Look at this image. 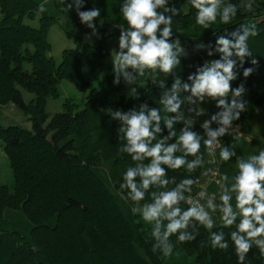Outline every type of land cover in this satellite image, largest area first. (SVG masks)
I'll use <instances>...</instances> for the list:
<instances>
[{"label": "trees", "instance_id": "16d2710c", "mask_svg": "<svg viewBox=\"0 0 264 264\" xmlns=\"http://www.w3.org/2000/svg\"><path fill=\"white\" fill-rule=\"evenodd\" d=\"M54 2L61 16L84 26L75 11L66 8L69 0ZM230 2L240 4V0ZM122 3L123 0H87L82 10L95 6L101 11L96 21L100 38L90 45L75 37V48L64 50L57 64L49 56L48 33L58 18L40 12L35 0H0V110L13 104L32 124L30 130L0 125V145L14 182L13 193L0 182V220L5 210L22 211L32 225L30 239L17 231L0 229V264H177L175 260L181 254L191 259L189 264H238L229 237L234 226L221 229L218 223L212 230L224 231L230 243L226 251L213 250L209 232L200 228L191 242L180 243L173 235V253L163 257L159 251L153 252L151 225L139 213H132L135 205L124 198L129 208L124 214L116 201V195L122 196V173L134 162L120 151L123 141L117 136L118 121L111 120L107 111H127L144 101L152 107H163L159 102L162 90L152 84L149 74L133 85L138 88L139 100L130 96L131 86L123 80L113 84L111 61L118 50L116 26L122 23ZM174 3L180 12L173 18V32L189 53L181 58L175 75L185 80L195 66L218 58L208 57L205 51L194 52L195 43L214 44L213 32L230 31L242 23L256 24L259 34L249 38L248 46L259 66L247 79L241 70L232 86L244 82L253 107L263 106L264 0H253L252 11L238 8L230 24H223L218 17L208 28L196 23V10L190 0ZM37 15L38 27L24 23ZM245 67L252 65L246 61ZM64 80L86 93L85 100L77 103L67 97L62 111L49 115L45 110L47 101L60 97ZM157 80L166 81L168 86L172 83V77L163 73L157 74ZM20 89L33 98L25 102ZM245 115L243 112L235 124L242 122ZM181 126H176L177 133ZM194 130L203 136L199 125ZM201 152L206 156L203 146ZM105 165L108 183L97 173ZM203 167L194 173L169 170L168 178L178 182L190 175L199 180ZM145 202H150V195L141 204ZM244 264H264L255 246Z\"/></svg>", "mask_w": 264, "mask_h": 264}, {"label": "clouds", "instance_id": "9594fccd", "mask_svg": "<svg viewBox=\"0 0 264 264\" xmlns=\"http://www.w3.org/2000/svg\"><path fill=\"white\" fill-rule=\"evenodd\" d=\"M86 3L87 0H69L65 6L75 11L79 23L91 30L85 34L86 39L100 38L96 21L101 11L95 6L82 10ZM190 3L196 10V23L204 28L218 17L223 24H230L238 8L253 10V0H240L239 5L230 0ZM39 10H46L44 4ZM179 12L174 0H123L119 8L122 23L116 26L119 36L118 50L115 49L111 61L113 84L119 85L123 80L131 86L130 96L139 100L140 93L133 85L149 74L152 84L162 90L159 102L163 106L152 107L144 101L127 111H107L111 120L118 121L117 136L123 141L120 151L134 162L122 173L121 195L135 205L132 213H139L151 225L155 241L152 250L163 257L173 253V235L180 243L191 242L200 228L209 232L213 250L226 251L230 243L224 231H212L218 218L221 229L234 226L229 237L238 264H244L253 246L264 258V148L246 156L238 155L240 136L235 121L247 110V89L244 82L232 86L241 70L247 79L259 66L248 46L249 38L259 34L257 26L242 23L230 31L213 32L214 44L195 43L194 52L205 51L208 57L218 58L195 66L185 80L175 75L181 58L189 55L172 28L173 18ZM246 61L252 67H245ZM158 73L171 76V85L158 81ZM205 102H215L218 110L209 113L202 107ZM200 117H207L199 124L203 136L194 130ZM177 125H182L179 133ZM230 135L232 140L223 143L222 138ZM202 146L210 158L208 163H227L235 158V171L230 175L221 174L218 168H206L202 175L216 177L217 191L209 193L201 188L193 194L198 179L189 175L177 182L168 178V172L184 169L194 173L202 168ZM149 195L150 202L141 204Z\"/></svg>", "mask_w": 264, "mask_h": 264}, {"label": "rangeland", "instance_id": "374dc122", "mask_svg": "<svg viewBox=\"0 0 264 264\" xmlns=\"http://www.w3.org/2000/svg\"><path fill=\"white\" fill-rule=\"evenodd\" d=\"M39 5L44 4L45 13L48 16L58 18V21L53 24L48 33V40L51 45V56L54 61L58 64L62 60V53L64 50L75 48L74 38H81L86 43L92 45L96 41V37L91 39H86L85 34L90 33L91 30L81 26L76 25L69 19L61 16L56 8L54 0H35ZM40 15H37L33 21L25 20L24 23L31 27H38V19ZM1 19V14H0ZM61 95L58 99H49L46 104V113L53 115L62 111V105L67 97L74 99L77 103L85 100L86 93H81L77 91L72 84L67 81L61 83ZM247 89V88H246ZM23 99L25 102H29L33 96L23 89H20ZM230 99V98H229ZM244 100L247 101L246 115L242 122L238 123L237 134H242L240 137V143L237 145L236 151L238 155H247L249 153H256L261 148H264V105L258 109H255L252 105L250 99V94L247 89ZM202 107L208 110L209 113H214L218 109L215 108V102H205ZM243 114V113H241ZM207 117L198 118L197 124L199 125ZM0 125L3 127L8 126H19L30 130L32 124L27 116H25L15 105L8 104L1 108L0 110ZM232 140V136H225L222 138V142L228 143ZM207 153L205 156L206 160ZM109 165V164H107ZM221 174L227 172L230 175L235 171V158L227 163H220ZM107 171L108 166H100L97 169L98 175L101 179L107 182ZM0 182L7 187L10 193H13V176L9 166L8 159L4 153L3 146L0 145ZM108 183V182H107ZM218 187V186H217ZM117 193V192H114ZM116 201L121 207L124 214L129 211L128 204L126 200L120 196L116 195ZM32 225L25 218L22 211L5 210L3 218L0 220V229L17 231L26 239H30V230ZM177 264H189L190 258L181 254L178 255L176 260Z\"/></svg>", "mask_w": 264, "mask_h": 264}, {"label": "crops", "instance_id": "0c3cea01", "mask_svg": "<svg viewBox=\"0 0 264 264\" xmlns=\"http://www.w3.org/2000/svg\"><path fill=\"white\" fill-rule=\"evenodd\" d=\"M240 135V137H242V134L241 133H239ZM224 143V142H223ZM210 158L209 157H206V160H205V165H204V167H203V171H202V173L205 171V169L206 168H212V169H216V168H218L219 170H220V165L219 164H214V163H208V160H209ZM216 159H218V154H217V158ZM202 173H201V175H200V177H199V184H197L194 188H193V192H196V191H199L201 188H206L207 189V191L210 193H212V192H215V191H217V186H213V185H211V184H209L208 182H207V178H208V176H204V175H202ZM219 223V220H218V218H217V224Z\"/></svg>", "mask_w": 264, "mask_h": 264}, {"label": "built area", "instance_id": "2783aa9c", "mask_svg": "<svg viewBox=\"0 0 264 264\" xmlns=\"http://www.w3.org/2000/svg\"><path fill=\"white\" fill-rule=\"evenodd\" d=\"M207 153V152H206ZM217 154H218V152H217ZM207 156H208V154H207ZM217 158V157H216ZM215 169V168H214ZM207 182L209 183V184H211V185H213V186H217V184H216V177L215 176H213L212 174H209V176H208V178H207ZM211 193V192H210ZM193 194H195V193H193Z\"/></svg>", "mask_w": 264, "mask_h": 264}]
</instances>
